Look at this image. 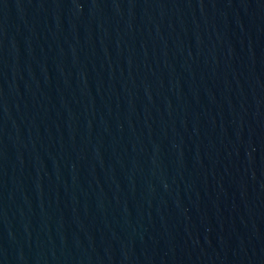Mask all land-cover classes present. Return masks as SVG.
Listing matches in <instances>:
<instances>
[{
	"label": "water",
	"instance_id": "95a60500",
	"mask_svg": "<svg viewBox=\"0 0 264 264\" xmlns=\"http://www.w3.org/2000/svg\"><path fill=\"white\" fill-rule=\"evenodd\" d=\"M0 264H264V0H0Z\"/></svg>",
	"mask_w": 264,
	"mask_h": 264
}]
</instances>
